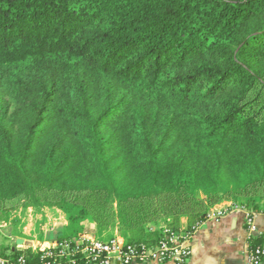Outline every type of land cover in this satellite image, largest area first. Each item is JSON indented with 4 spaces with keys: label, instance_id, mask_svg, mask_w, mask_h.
Here are the masks:
<instances>
[{
    "label": "trees",
    "instance_id": "1",
    "mask_svg": "<svg viewBox=\"0 0 264 264\" xmlns=\"http://www.w3.org/2000/svg\"><path fill=\"white\" fill-rule=\"evenodd\" d=\"M223 201H264V0H0V224L53 208L58 241L92 224L152 250Z\"/></svg>",
    "mask_w": 264,
    "mask_h": 264
},
{
    "label": "built area",
    "instance_id": "2",
    "mask_svg": "<svg viewBox=\"0 0 264 264\" xmlns=\"http://www.w3.org/2000/svg\"><path fill=\"white\" fill-rule=\"evenodd\" d=\"M236 211L244 212L248 231L256 233L257 227L254 224L256 214L234 205L211 210L204 222L223 218ZM201 224L195 228L194 232ZM191 236L170 234L167 237L169 245L161 243L152 250L144 248L139 250L134 246L125 245L119 237L102 241L84 233L73 239L56 241L47 248L33 247L32 251L39 255L38 261L34 264H135L167 261L184 264L190 255L188 241ZM261 236L264 238V233ZM263 258L264 240L262 247L254 249L251 253L249 252L248 264H261ZM0 264H26V262L23 258L17 259L16 262H9L0 258Z\"/></svg>",
    "mask_w": 264,
    "mask_h": 264
},
{
    "label": "crops",
    "instance_id": "3",
    "mask_svg": "<svg viewBox=\"0 0 264 264\" xmlns=\"http://www.w3.org/2000/svg\"><path fill=\"white\" fill-rule=\"evenodd\" d=\"M61 217L62 225L55 232L53 238L47 236L44 228H40L36 234L30 220H27L21 228H12L7 224L1 225L0 244L6 249L5 256L27 248L33 249L36 246L42 249L51 246L58 241L57 237L61 234L66 223L62 213ZM254 224L257 227V232H249L243 211H236L223 218L202 223L188 241L190 255L184 264H248L249 239L259 237L264 233V201L261 204L260 212L256 213ZM87 232L86 227L81 234ZM17 240H21L22 244L17 245ZM135 264L178 263L167 261ZM261 264H264V258Z\"/></svg>",
    "mask_w": 264,
    "mask_h": 264
},
{
    "label": "rangeland",
    "instance_id": "4",
    "mask_svg": "<svg viewBox=\"0 0 264 264\" xmlns=\"http://www.w3.org/2000/svg\"><path fill=\"white\" fill-rule=\"evenodd\" d=\"M79 70L81 71V74L83 73L87 79L91 80L93 83L98 84V87L104 86L106 83H108V80L105 78L97 77L90 69H88L83 64L78 63ZM23 70H25L23 68ZM26 71V70H25ZM24 76H26V83L27 85L30 84V75L27 74V72L23 73ZM66 89V86L64 87ZM25 87L22 86L18 91L13 92L11 88H5L2 91V98L9 106V114L10 116H13L15 114H18V112L21 110V107L23 104H20L18 98H22L23 93L25 92ZM18 97V98H17ZM24 100V99H23ZM21 120V119H20ZM12 127L11 129H18L21 125H23V122L17 120V121H11ZM200 197V195H197ZM263 202V201H262ZM262 204V203H261ZM233 205L231 201H223L220 204L215 205L212 207L209 212L213 209H217L222 206H229ZM53 209V208H41V209H22L20 208L16 212V217L19 219V224L15 228H21L24 224H26L27 220H30L32 222V226L34 228V232L37 234L40 228H44V230L47 232V236L49 238H53L55 236V232L61 227L62 225V217L61 212ZM7 224V223H1V225ZM8 225V224H7ZM87 227V235H90L92 237L97 238L98 240L102 241H108L111 240L114 237L120 236L117 234L116 230L109 229L102 234H99L94 226L92 224H89ZM12 228H14L12 226ZM166 231V230H165Z\"/></svg>",
    "mask_w": 264,
    "mask_h": 264
},
{
    "label": "water",
    "instance_id": "5",
    "mask_svg": "<svg viewBox=\"0 0 264 264\" xmlns=\"http://www.w3.org/2000/svg\"><path fill=\"white\" fill-rule=\"evenodd\" d=\"M16 244H17V245H19V244L21 245V244H22V241H21V240H17V241H16Z\"/></svg>",
    "mask_w": 264,
    "mask_h": 264
}]
</instances>
